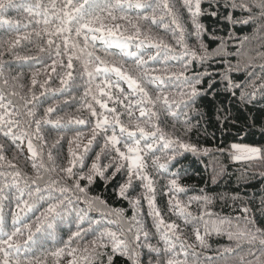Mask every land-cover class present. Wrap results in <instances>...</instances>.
<instances>
[{
    "label": "snow or ice",
    "instance_id": "6c2138e0",
    "mask_svg": "<svg viewBox=\"0 0 264 264\" xmlns=\"http://www.w3.org/2000/svg\"><path fill=\"white\" fill-rule=\"evenodd\" d=\"M203 2L182 0L181 8L192 25V31L188 32L169 0H0V26H8V35L0 37V136L11 142L13 152L12 159H8L5 145L0 142V264H65L67 257H71L67 264H114L116 256L124 258L127 264H201L196 248H207L206 237L213 234L226 235L237 245L258 243L259 248L255 252L248 250L246 255L251 259H245L244 255L231 261L224 257H205L203 264H264V230L256 226L250 217V209L242 207L245 215L241 226V218H235L234 222L233 218L208 211V206L213 203V197L209 195L193 196L184 203L179 198V194L185 191L180 184L182 164L172 170L174 162L185 154L198 156L201 152H208V149H201L186 138L191 130L186 110L193 109L201 96L210 94L209 90H218L214 87L217 80L216 75L206 68L188 75L193 63L203 66L213 58H219L218 62L225 65L219 82L224 84L226 91L235 95L239 88V99L246 104L264 100V63L260 64L258 74L246 71L242 82H236L231 75L241 71L242 65L239 59L233 64L227 57L239 58L242 55L241 48L247 36L238 38L229 32L227 37H217L213 30L208 35L211 39H218L219 44L210 51L204 43L206 29L200 17L217 13L204 9ZM215 3L231 9L232 13L239 11L242 14L239 17L227 14L223 19L228 23H252L255 31L264 29V0H215ZM209 4L211 7L212 0ZM12 11L24 15L28 23L22 25L19 19L9 18ZM117 21L126 23H112ZM33 23L36 27H32ZM161 26L165 32L171 33L180 51L152 35L153 27L159 29ZM189 36L195 37L198 50L189 47L186 39ZM45 37L46 45L40 44L38 41ZM227 40L238 41L232 53L227 52ZM21 41L34 45L37 55H21L15 51ZM97 41L104 46L106 53L108 49H118V55L132 60V65L125 68L123 60H113L109 64L95 57L101 65L95 67L93 57ZM133 41H138L136 52L129 50ZM146 47L155 49L154 53L139 51ZM4 52H10L16 60L37 61L39 71L33 73L32 85H36V77L41 72L45 75L49 69L56 72L57 65L71 70L73 60L77 59L81 62L83 74L88 77V85L94 82L95 74L105 77L114 74L116 80L104 79V85L109 90H119L123 95L120 82L126 83L134 100L124 95L123 100L128 103L124 105L123 112L117 113L115 104L123 103V100L117 98L114 106L109 108L106 102L93 95L92 100L104 112L98 114L92 104L87 105L91 116L95 117L87 144L82 142L85 133L77 131L69 141L66 164L57 166L51 151L47 155L49 164H46L43 144L38 149L34 141H44L42 125L59 129L64 118H50L54 105L47 107L43 115H37L36 93L32 92L30 97L21 95L16 91L17 85L10 83L5 76ZM39 53H47V59H39ZM259 56L264 59V53H259ZM63 57L67 58L66 64ZM150 61L160 67L150 65ZM170 61H175V65ZM251 63L252 58L249 57L243 68L247 69ZM205 77H208L206 86L201 87L205 85ZM57 78L61 86L67 87L72 72H64L63 76L57 73ZM16 80L17 77H12V81ZM47 82H42L40 87L45 88ZM95 87L100 96L113 99L101 85ZM90 92L91 87L85 91V96ZM44 94L41 92L39 95ZM158 108L180 124V135H169L157 123ZM135 111L139 112V117L134 116ZM125 114L127 123L121 120V115ZM74 123L84 124L85 121L77 118ZM100 133H103L102 146L84 171L93 141ZM60 139L63 137H58L56 143ZM25 141L33 175L23 172L13 162L22 154ZM121 144L127 153L121 150ZM81 148L82 151H78ZM229 155L236 161L264 162V148L259 146L233 143L229 146ZM102 156L110 157L106 164L102 163ZM125 161L128 162L124 172L126 179L118 184L119 195L128 199L129 188H133L134 180L139 181L136 187L144 189L142 196L147 201V216L152 218V227L158 238L156 244L150 242L149 231L137 218L140 199H129L137 211L127 218L123 209L109 208L99 196L88 193V188L97 178L104 180L105 184L110 182L125 168ZM58 167L64 175L53 178L51 174L57 172ZM109 168L113 171L106 174ZM149 168L155 175L168 177L167 187L171 195L167 210L180 223L166 221L157 207L155 181ZM81 181L87 183L82 186ZM193 202L201 205L203 210L198 213L190 211ZM6 203L15 209L10 224L5 213ZM81 203L84 207L80 206ZM261 205L264 208V200ZM92 211H98L100 218L91 217L89 213ZM184 235H188V239H184ZM218 251L230 253L232 248Z\"/></svg>",
    "mask_w": 264,
    "mask_h": 264
},
{
    "label": "trees",
    "instance_id": "16d2710c",
    "mask_svg": "<svg viewBox=\"0 0 264 264\" xmlns=\"http://www.w3.org/2000/svg\"><path fill=\"white\" fill-rule=\"evenodd\" d=\"M173 4V10L177 12L180 22L187 29L188 32L192 31V25L187 17L186 12L181 8L182 0H169ZM202 7L209 12H216L217 15L213 16L205 14L200 17V22L204 25L206 31L203 35L204 43L211 51L219 44L218 39H211L208 35L209 32L215 30L217 37H227L229 32H232L235 37L242 38L247 36L248 39L243 41V47L241 48L242 55L238 58L233 55H229L227 58L235 64L237 59L240 60L242 70L239 72H232L231 75L236 82H242L245 79V73L260 71V64L264 63V59H261L259 53H264V29L255 31V25L249 23L248 25L242 24H230L223 19L224 16L231 13L234 17H239L242 14L237 11L232 13L231 9L224 8L222 5H217L215 0H212L210 7L209 0H204ZM243 15H247L244 13ZM11 19H19L21 24L28 23L24 15H18L12 11L8 14ZM125 24L126 22H112ZM32 27H36L33 23ZM8 26H0V37L7 36ZM143 31V29H142ZM74 35V34H73ZM152 35L154 37L162 38L166 43L172 45L180 51L179 46L176 44L175 39L170 32H165L161 26L159 29L153 27ZM37 40L36 37L32 38ZM189 47L198 50V42L194 36L186 37ZM42 45H46V37L38 41ZM81 45L83 44L82 37L80 38ZM138 41L131 42L130 51L136 52L135 44ZM238 41L227 40V52L232 53L235 51V45ZM31 49V51H29ZM95 53L93 57V63L95 67H101L99 61L95 60V57H100L101 60L111 64L113 60H123L124 67L129 68L133 61L127 57H121L118 55V49H108L107 53L104 51V46L97 41L95 44ZM15 51L21 55H37V49L34 45L29 44L27 41H21V45L18 46ZM147 54L154 53L155 49L143 48L139 50ZM252 58V63L248 64L247 69L243 68V65L247 63L248 58ZM39 59H47V53H39ZM219 58H213L203 66L193 63L188 75H191L195 71H203L205 68L208 71L216 75L217 85L214 86L218 90H209V95L201 96L196 105L188 112V120L191 125V130L188 133V139L197 144L201 149H208L205 154L201 152L198 156L192 154H185L183 157L178 158L177 162H174L172 170L180 167V171L183 175L180 178V184L185 189L183 193L179 194V198L182 202L187 203L189 198L193 196H199L206 194L213 197V203L208 206V211L218 214L223 217L241 218V226H243V217L241 209L247 206L250 209V217L254 219L256 226L264 230V208H262L261 201L264 200V162L256 161H236L229 155V146L233 143L247 144L251 146H259L264 148V100H256L253 103H242L239 99L240 89H236V94L232 95L225 90L223 83H220V73L223 72L225 65L218 62ZM3 61L5 64V76L9 79L10 83L17 85L16 91L25 97H30L32 92H35L38 96L37 115H43L44 110L49 106H55L54 112L50 115L51 119H55L57 116L63 117L61 128L57 129L52 125H42V133L44 141H34L38 149L43 144L44 160L46 164H49L47 160L48 152L51 151L53 156V162L57 165L66 164L69 158L68 147L69 141L75 135L77 131L85 133L82 137L83 144H87L88 139L91 138V129L95 124V117L91 116V113L87 107L90 103L97 113L104 112L99 104H96L92 100V96L96 95L103 102L108 104L111 108L114 106V101L119 98L123 100V96L127 95L128 99L134 100V96L131 94V90L128 89L127 84L120 82V87L123 89V95L119 93V90L113 88L109 90L104 85V79L112 81L116 80L114 74H108L105 77L102 74H95V79L92 85L87 84L88 77L83 74V69L80 60H73V68L71 70L62 68L57 65L56 72L48 70L47 75L40 73L37 75L36 85H32V75L34 72L39 71V66L35 60H16L10 52H4ZM64 64L67 63V58L63 57ZM51 63V60H48ZM170 64L175 65V61H170ZM150 65L160 67L154 61L149 62ZM71 71L72 79L69 80L67 87L61 86L57 73L63 76L64 72ZM159 74V73H157ZM12 77H17L16 81H12ZM167 79V77H165ZM208 77H205L206 86ZM47 80L45 88L49 89L45 91V88H41L40 84ZM259 83V81H257ZM101 85L104 91L110 92L113 99L108 100L107 96H100V92L96 89V85ZM22 85V87H20ZM91 87L89 95L85 96V91ZM51 89H61V91L53 92ZM151 91V88L149 89ZM44 92L43 96L39 94ZM43 102V103H41ZM127 100H123V103H116L115 107L117 113L124 111V105L127 104ZM159 119L157 123L169 134L180 135V124H177L174 119L166 115L163 110L158 108ZM135 117H139V112L135 111ZM83 119L84 124L74 123L75 119ZM127 115H121V120L127 123ZM143 119V118H141ZM184 117H181L183 120ZM71 121V122H70ZM119 134V128L116 129ZM111 133L109 132V135ZM63 137L56 143L58 137ZM139 136V133H137ZM103 133L97 135L96 140L93 141L91 146V152L89 153V159L86 160V167L84 171H87V166L90 165L91 159L95 152L99 151L102 146ZM0 142L5 145V155L8 159H12L13 152L10 149L11 142L6 138L0 136ZM75 148V144L72 145ZM121 150L127 153V149L120 145ZM78 151H82V148ZM114 156L115 153L113 152ZM30 153L27 150V142L25 141L22 148V154L18 155V159L13 162L18 167L26 172L28 175H33V171L30 167V161L28 157ZM110 157L106 158L102 156V163H107ZM125 168L121 169V172L107 184L104 180L97 178L95 182L88 188L90 196H99L106 202L109 208L123 209L124 216L131 218L134 211H137L132 204L129 203V199H140V207L138 209L137 218L141 220L147 231L150 234V242L157 243V236L155 229L152 227V218L147 216L148 205L147 201L143 198V188L136 187L139 185V181L134 180L133 188H129L127 192L128 199H125L119 195L118 184L123 183L124 172L126 171L127 161ZM150 163V161H149ZM114 167V166H113ZM76 171V169H74ZM113 168H109L106 174H110ZM149 173L153 175L155 181V200L158 208L161 209V213L165 220L168 222H177V217L167 210V201L171 193L168 190V177L158 176L152 172L149 168ZM53 178L63 177V173L57 172L51 174ZM69 184L71 181H67ZM87 182L81 181V185L84 186ZM135 189V190H134ZM81 207L84 205L81 203ZM190 211L198 213L202 211L201 205L197 202H193L189 208ZM15 211L14 206L9 207L6 203L5 213L6 218L10 224L11 214ZM89 215L93 218H100L98 211H92ZM31 216V214H29ZM34 218V217H32ZM108 219H114L109 217ZM30 222V221H29ZM107 224V221H105ZM114 227V225H108ZM184 239H188V235L183 236ZM189 242H192L191 240ZM207 248H196V252L200 255L201 264L205 257H214L220 259L221 257L227 258L229 261L234 257L244 255L245 259H251L246 253L249 249L256 251L259 248V244L249 245L246 242L237 245L235 241H230L226 235H210L206 237ZM162 246V245H161ZM225 247H231L230 253H224L222 250ZM147 253L145 251V258ZM71 257L65 259V264ZM114 264H127L126 260L120 256H116Z\"/></svg>",
    "mask_w": 264,
    "mask_h": 264
}]
</instances>
